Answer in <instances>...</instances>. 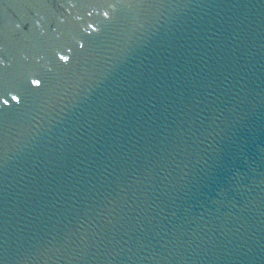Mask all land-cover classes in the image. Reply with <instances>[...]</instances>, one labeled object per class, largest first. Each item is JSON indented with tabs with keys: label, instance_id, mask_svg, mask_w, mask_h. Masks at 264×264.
Here are the masks:
<instances>
[{
	"label": "water",
	"instance_id": "obj_1",
	"mask_svg": "<svg viewBox=\"0 0 264 264\" xmlns=\"http://www.w3.org/2000/svg\"><path fill=\"white\" fill-rule=\"evenodd\" d=\"M0 264H264V0H0Z\"/></svg>",
	"mask_w": 264,
	"mask_h": 264
},
{
	"label": "snow or ice",
	"instance_id": "obj_2",
	"mask_svg": "<svg viewBox=\"0 0 264 264\" xmlns=\"http://www.w3.org/2000/svg\"><path fill=\"white\" fill-rule=\"evenodd\" d=\"M61 59H67V57H61ZM39 81H37L38 83ZM13 99H16V97H13ZM9 101L8 100H4L3 103L4 104H7Z\"/></svg>",
	"mask_w": 264,
	"mask_h": 264
}]
</instances>
